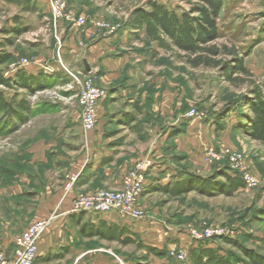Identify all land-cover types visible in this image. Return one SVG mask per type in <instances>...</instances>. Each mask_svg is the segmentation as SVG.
Segmentation results:
<instances>
[{"label": "rangeland", "instance_id": "obj_1", "mask_svg": "<svg viewBox=\"0 0 264 264\" xmlns=\"http://www.w3.org/2000/svg\"><path fill=\"white\" fill-rule=\"evenodd\" d=\"M65 1L77 14H83L86 18L84 26L105 22L120 31L132 29L127 25L131 11L146 6L148 0ZM156 1L177 13L188 11L191 7V3L185 0ZM59 25V20L53 24L47 4L42 0H0V55H9V60L0 63V76L11 75V65L21 57L32 61L36 55L44 54L46 49L41 44L50 41L53 44L52 39L56 44L55 34L63 44ZM218 27L219 36L213 43L221 49L224 45L233 49L236 56L243 59L248 73L233 71L232 76L237 79L233 84L226 78L227 69L222 64L218 67H192L181 52L158 50L153 60L148 59V52L145 61L147 67L142 71L148 92L146 107L152 108L154 96L157 100L161 99L163 107H167L160 117L163 132L169 127L167 123L175 119L181 125L176 130L170 129L165 141L157 138L158 141L151 144L153 146L148 141L147 126L143 158L171 163L180 174L192 172L209 176L219 164L205 160L207 150L213 148L218 151L222 147H229L244 155L247 167L258 178V185L253 188L240 187L232 195L215 196L190 191L172 197L160 187L152 188L144 193L149 192L148 196L143 192L140 196L141 220H155L163 229L162 234L169 246L175 243L181 244L182 249H188L193 244L188 230L194 228L202 231L210 227L224 232L214 239L237 255L241 256V253L222 242V237H236L246 247L264 255V143L253 139L246 126L241 124L249 113L252 87L258 85L264 89V0H223ZM15 28L20 30L16 32ZM106 30L101 28L100 31ZM217 57L230 65L235 63L234 55L221 53ZM63 66L72 73L79 71L65 62ZM66 75V78H51L44 88L33 87L35 89L32 91L29 88L0 85L7 98L17 95L29 105V110L22 111L20 117L0 113V190L19 181L25 173H33L35 187L38 188L34 189L39 190L34 192L35 204L40 202L41 187L48 186L50 201L55 204V207L51 206L54 210L59 208L56 205L58 199L68 197L73 191L78 194L96 190L90 185L80 188L77 184L84 170L75 165V161L80 155L88 157L89 133L77 127L68 130L70 138H81L79 151H74L73 139L63 133H60L62 136L58 142L49 143V139L62 129V123L65 120L75 121L80 112L76 100L77 86L67 72ZM150 88L156 95L149 93ZM191 107L203 111L205 116L201 120L184 117ZM225 109H230V112L221 120L225 124L224 129L212 131L207 124L210 120L206 119ZM143 118L149 123L153 116L146 111ZM189 133H193V138ZM172 135H177L176 140L170 138ZM39 151L44 152V162L32 163L33 154H39ZM202 156L205 162L200 161ZM70 172L78 173V178L73 188L66 190L65 178ZM100 179L105 177L98 171L92 182ZM44 193L47 192L44 190ZM68 209H71V204ZM76 246L83 249L81 252L84 254L78 258L76 251L62 254L59 260L47 264H188L170 255H155L134 244L119 247L115 243L91 239L76 243Z\"/></svg>", "mask_w": 264, "mask_h": 264}, {"label": "crops", "instance_id": "obj_2", "mask_svg": "<svg viewBox=\"0 0 264 264\" xmlns=\"http://www.w3.org/2000/svg\"><path fill=\"white\" fill-rule=\"evenodd\" d=\"M59 23L58 31L63 38L60 59L57 57L56 44L52 39L53 44L51 41V44L50 42L41 44L46 49L45 53L33 57L24 71L28 76L43 75L50 79H60L67 76L62 66L65 62L66 65L74 66L79 71H87L85 67L87 65L89 70L94 72L97 85L107 90V97L100 101L96 107L97 123L95 128L89 132L87 139L88 157L80 155L75 161V165L84 170L77 184L80 188L90 185L89 187L93 189H120L124 174L144 157L147 126L149 127L148 141L151 145L158 141L157 138L165 141L170 129L176 130L181 125L175 119L173 122L167 123L169 127H166L163 132L161 130L163 121L160 117L163 109L167 110V107H163L161 99L157 100L156 96L152 98V108L146 107L148 92L144 86L145 75L142 72L147 67L145 64L146 55L149 52L148 59L152 58L153 60L158 55L156 52L162 49L156 45L153 47L155 42L147 44L142 33L135 36L134 29L102 32L94 24L76 26L63 20H59ZM148 67L151 68V66ZM149 93L156 95V92L151 88ZM77 105L79 110L78 100ZM171 108L172 106L168 109L169 112ZM146 111L153 116L149 123L145 122L143 118ZM207 124L212 131L216 130L212 119ZM71 127L82 129L79 112L75 121L65 120L62 123V129L60 128L49 139V143L58 142L62 135L69 136V139L74 141V151L80 150L82 140L78 137L70 138L68 130ZM61 130L62 132H60ZM60 133L63 134L60 135ZM155 133L157 134L155 135ZM189 134L193 138L191 136L193 133ZM176 137L177 135H172L170 138L175 139ZM64 142L67 143V141ZM200 161L205 162L203 156ZM43 162V151L33 154L32 163L42 164ZM98 171L102 176L104 175L105 179H100L96 183L92 182L94 174ZM179 174L180 172L171 163L154 160L153 165L146 172L143 195L148 196L149 192L144 193L152 188H162L171 184L179 179ZM33 175V173H25L19 181L12 182L0 190V243L8 257L14 255L15 238L30 223L45 219L51 214L52 220L37 245L36 262L39 264L51 263L54 260H59L62 254L74 251L77 252L78 258L84 253L81 252L83 249H77L76 243H83L91 239L115 243L119 247L140 244L141 248L145 250V246L157 249L181 246V244L175 243L169 246L166 237L162 234L161 230L163 229L158 226L155 220L152 222L135 220L122 217L114 211L107 213L71 212L68 207L77 194L74 191L68 197L60 198L61 201L58 199L56 205L59 208L54 210L51 206L53 207L55 204L51 203L48 194L50 189L48 186L45 188L42 186L41 189L39 188L40 202L35 204L34 192L39 190L34 189L37 187H35ZM185 175L186 173H182L180 177ZM44 190L47 193H44ZM142 204L145 205V202ZM99 230L108 232L114 237H103L99 235Z\"/></svg>", "mask_w": 264, "mask_h": 264}, {"label": "trees", "instance_id": "obj_3", "mask_svg": "<svg viewBox=\"0 0 264 264\" xmlns=\"http://www.w3.org/2000/svg\"><path fill=\"white\" fill-rule=\"evenodd\" d=\"M35 1L38 0H32V2ZM185 1L191 3L190 9L177 13L156 0H148L146 6L136 7L131 11L127 25L135 30V36L142 33L147 44L155 42L156 46L164 51L181 52L192 67H218L222 64L227 69L226 78L234 84L237 79L232 76L233 71L248 73L243 59L237 57L233 49L230 50L225 45L221 49L213 43L219 36L218 17L223 7V0ZM19 30L15 28L16 32ZM221 53L234 55L235 63L230 65L229 62H222L217 57ZM7 60H9L8 54L0 55V63ZM5 76H0V85L9 88H29L31 91L35 88H44L47 80L50 79L43 75L28 76L24 68L18 69L13 75ZM251 90L252 97L248 101L249 113L245 115V120L241 121V124L246 126L253 139L264 143V89L254 85ZM26 110H29L26 100L19 99L17 95L7 98L0 90V113L20 117L22 111ZM229 112L230 109H225L211 115L206 120L213 119L216 130H222L225 124L221 120L226 118ZM213 170L214 172L209 176L188 172L184 177H179L161 189L172 197L190 191L215 196L232 195L244 186L241 177L231 173L226 164L218 165ZM98 233L103 237H114L103 230H99ZM220 240L237 249L241 256L211 238L193 242L189 246L187 249L188 264H264V255L246 247L240 239L224 236ZM138 246L142 247L140 244ZM145 248L155 255L169 256L168 249H157L152 246H145Z\"/></svg>", "mask_w": 264, "mask_h": 264}, {"label": "built area", "instance_id": "obj_4", "mask_svg": "<svg viewBox=\"0 0 264 264\" xmlns=\"http://www.w3.org/2000/svg\"><path fill=\"white\" fill-rule=\"evenodd\" d=\"M40 1V0H38ZM47 4L48 11L53 24L58 20L71 23L76 26H84L86 18L82 14H77L68 6L65 0H42ZM98 28L107 29L108 32H115L116 26L105 22H96ZM56 53L60 59V49L63 46L60 38L55 34ZM31 61L25 57L16 60L12 65V74L18 69L27 67ZM63 66V65H62ZM64 68V66H63ZM65 69V68H64ZM72 77L77 86V100L80 108L79 120L80 126L84 132L92 131L97 123L96 107L100 101L107 97V90L96 83V75L92 71H78L72 73L65 69ZM205 116L203 111L191 107L185 114L186 118L202 119ZM213 120V119H212ZM206 161H217L219 165L226 164L233 174H238L245 187L253 188L258 185L257 176L247 167L244 155L241 152L234 151L229 147H222L220 150L209 148L206 152ZM153 165V161L147 157L137 161L133 167L128 169L122 179L120 189L100 188L89 193H78L74 196L71 203V212H92L107 213L114 211L122 217L131 219H141L143 212L140 208L139 199L144 190L146 182V172ZM78 173L70 172L66 175L65 189L73 188ZM52 217L35 220L30 223L14 240L15 250L13 257H8L3 246L0 243V264H39L36 262L37 245L40 237L50 224ZM193 242L204 241L222 236V230L206 228L197 231L194 228L188 230ZM168 255L175 259L187 262V249L181 247H170Z\"/></svg>", "mask_w": 264, "mask_h": 264}, {"label": "water", "instance_id": "obj_5", "mask_svg": "<svg viewBox=\"0 0 264 264\" xmlns=\"http://www.w3.org/2000/svg\"><path fill=\"white\" fill-rule=\"evenodd\" d=\"M85 67H86V70L89 71V67L87 65H85Z\"/></svg>", "mask_w": 264, "mask_h": 264}]
</instances>
